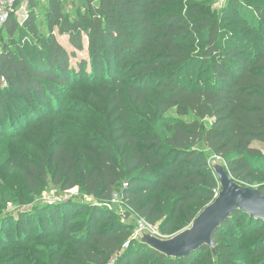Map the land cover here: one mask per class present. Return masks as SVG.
<instances>
[{"label":"trees","instance_id":"trees-1","mask_svg":"<svg viewBox=\"0 0 264 264\" xmlns=\"http://www.w3.org/2000/svg\"><path fill=\"white\" fill-rule=\"evenodd\" d=\"M44 2L47 32L37 0L0 25V173L20 176L0 177V215L8 200L32 204L1 216L0 253L16 243L15 264H264V221L241 210L215 251L123 249L135 217L175 235L214 201L208 153L264 195V0ZM57 33L75 50L86 40L89 58L74 67ZM50 185L56 200L39 203Z\"/></svg>","mask_w":264,"mask_h":264},{"label":"water","instance_id":"water-1","mask_svg":"<svg viewBox=\"0 0 264 264\" xmlns=\"http://www.w3.org/2000/svg\"><path fill=\"white\" fill-rule=\"evenodd\" d=\"M213 169L220 185L214 201L197 215L189 227L174 236L161 239L145 234L141 238L143 242L168 257L184 258L204 245L215 251V232L237 210L264 221V195L260 189L235 181L222 164H215Z\"/></svg>","mask_w":264,"mask_h":264},{"label":"rangeland","instance_id":"rangeland-1","mask_svg":"<svg viewBox=\"0 0 264 264\" xmlns=\"http://www.w3.org/2000/svg\"><path fill=\"white\" fill-rule=\"evenodd\" d=\"M28 1L29 0H22V2H23L22 3V6H23L22 14L23 13L25 14L27 11L31 10L30 9V6L28 4H26V2H28ZM37 1L40 3V5H39V9L36 10V12H35L37 14L36 20H37V22L39 24L40 30L41 31H44V32H47V28H46L47 27V24H46L47 23L46 22V14L47 13H46V9H45L46 3L44 2L45 0H37ZM226 1L227 0H215L214 9L215 8L216 9L223 8L226 5V3H227ZM19 3H20V1H19ZM24 14H23V16H24ZM57 37L61 41V43H63L67 47V49H69V51H71V52L72 51H75V55L76 56L73 57L72 60H71V63H72V65L74 67H77V64L80 61H82L83 59H88L89 58V55H88V43L86 42V40L84 42L85 49L82 50V51H80V50H75L72 47V45L69 43V39H68L67 35H59L57 33ZM88 69L89 70L91 69L90 66L88 67ZM172 113H174V110L172 111ZM207 124H209V122H207ZM202 149L204 150L203 147H202ZM208 157H209V163L211 164L212 168L214 167L215 164H222V165H224L222 159H220L219 157H216L214 155L211 156L209 153H208ZM0 177L3 180H6V179L8 180L10 178H13L14 180H17L18 181L20 179V176L17 174V172H11V173H9L8 171H3L2 173H0ZM254 188H256V187H254ZM77 192H78L77 188H75V189H73L71 191V193H73V194H76ZM55 196H56V194H55L54 186L53 185H50L46 189V191L43 194V196L42 197H38L37 200H38L39 203L48 204L52 200L56 199ZM64 198H66V197H64ZM86 200L89 201V200H91V198H86ZM31 205L32 204H17V203H15L12 200H8L6 202V206H5L4 210H3V214L0 215V218H1V216L4 217V216H6L8 214H12V215H14V218L13 219L15 220L16 219V216H17V213L16 212L18 210L19 211L20 210H24L25 211L27 209H31V207H32ZM13 219L10 221V223H13L14 222ZM134 220L136 222L137 217H135ZM189 226L190 225H188L187 227H189ZM187 227L182 228V229H179L177 231V233H179L180 231L186 229ZM166 235L168 236V238L174 236V235H169V234H166ZM0 241H1V243H2L3 246H5L6 248L9 247L10 243L8 244V242H6L4 240H0ZM17 245L18 244L15 243L13 245V247H14L13 249L6 250L5 252L3 251L2 253H0V264H13V263L15 264V262L13 260V257L11 255L13 253H14V255H17V254H15V253H17L16 251H18V249H19ZM18 253H19V251H18ZM18 263H21V261H18L17 260L16 264H18Z\"/></svg>","mask_w":264,"mask_h":264},{"label":"built area","instance_id":"built-area-1","mask_svg":"<svg viewBox=\"0 0 264 264\" xmlns=\"http://www.w3.org/2000/svg\"><path fill=\"white\" fill-rule=\"evenodd\" d=\"M17 2L18 0H0V25H2L10 17L12 13H15L20 19L24 17L23 16L24 13L22 14L23 6L17 8L16 7ZM55 200L56 199L52 200L50 204L53 203ZM112 201L113 203H121L122 200H121L120 194L115 193L113 195ZM145 234H151L161 239L168 238L166 234L162 233L158 225L151 224L143 217H137V220L135 222V229L130 239L124 243L123 249L124 250L128 249L132 241L140 240ZM108 264H117V257L115 256L111 258Z\"/></svg>","mask_w":264,"mask_h":264},{"label":"crops","instance_id":"crops-1","mask_svg":"<svg viewBox=\"0 0 264 264\" xmlns=\"http://www.w3.org/2000/svg\"><path fill=\"white\" fill-rule=\"evenodd\" d=\"M261 147V149L264 151V146H260Z\"/></svg>","mask_w":264,"mask_h":264}]
</instances>
